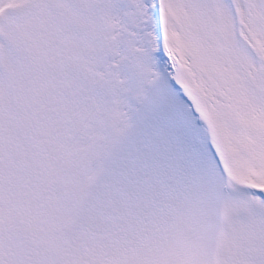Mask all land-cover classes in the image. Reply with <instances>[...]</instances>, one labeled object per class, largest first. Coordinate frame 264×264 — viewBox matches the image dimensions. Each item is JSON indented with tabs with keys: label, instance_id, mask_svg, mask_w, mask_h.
<instances>
[{
	"label": "snow or ice",
	"instance_id": "1",
	"mask_svg": "<svg viewBox=\"0 0 264 264\" xmlns=\"http://www.w3.org/2000/svg\"><path fill=\"white\" fill-rule=\"evenodd\" d=\"M0 264H264V0H0Z\"/></svg>",
	"mask_w": 264,
	"mask_h": 264
}]
</instances>
